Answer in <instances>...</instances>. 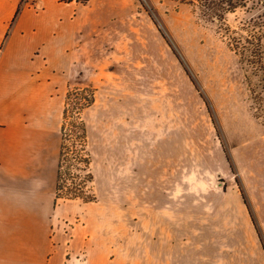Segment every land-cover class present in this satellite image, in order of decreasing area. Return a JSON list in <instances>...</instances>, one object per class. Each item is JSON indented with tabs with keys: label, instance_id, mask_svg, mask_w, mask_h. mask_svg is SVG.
<instances>
[{
	"label": "rangeland",
	"instance_id": "obj_1",
	"mask_svg": "<svg viewBox=\"0 0 264 264\" xmlns=\"http://www.w3.org/2000/svg\"><path fill=\"white\" fill-rule=\"evenodd\" d=\"M253 2L223 23L239 26ZM85 9L71 83L55 93L62 108L73 87L95 92L82 113L92 162L83 169L69 117L70 174L58 202L68 223L79 216L82 228L99 230L106 252L93 259L264 264L253 206L264 199V125L223 23L173 0H98ZM89 171L91 207L66 197Z\"/></svg>",
	"mask_w": 264,
	"mask_h": 264
},
{
	"label": "crops",
	"instance_id": "obj_2",
	"mask_svg": "<svg viewBox=\"0 0 264 264\" xmlns=\"http://www.w3.org/2000/svg\"><path fill=\"white\" fill-rule=\"evenodd\" d=\"M25 1L0 0V264H115L93 259L106 252L99 230L79 216L68 223L56 201L64 106L55 92L71 83L76 26L98 0ZM253 206L264 262V199Z\"/></svg>",
	"mask_w": 264,
	"mask_h": 264
},
{
	"label": "trees",
	"instance_id": "obj_3",
	"mask_svg": "<svg viewBox=\"0 0 264 264\" xmlns=\"http://www.w3.org/2000/svg\"><path fill=\"white\" fill-rule=\"evenodd\" d=\"M179 3L194 5L198 8L203 16L212 21H217L222 24L225 21L226 15L236 12L239 8H245L251 0H173ZM254 5L251 7L252 15L239 26L232 29L223 23L225 30V38L228 40L230 48L234 51L245 71V77L252 100L254 115L264 125V0H254ZM76 98V110L70 108V101ZM67 101L63 109V122L61 125V147L60 160L58 170V181L56 189V201L62 197L61 191L64 188L62 184L64 175L70 174L66 169H69L67 162V137L70 135L68 130V119L72 118V129L79 138L81 146V164L83 169H90L91 157L86 153L89 145L88 125L82 113L95 102V92L87 87H73L67 93ZM94 176L89 171L82 183L75 185V189L68 190L66 197L81 198L85 202L93 201L94 197L86 195L85 187L88 182H93ZM79 185V187H78Z\"/></svg>",
	"mask_w": 264,
	"mask_h": 264
}]
</instances>
